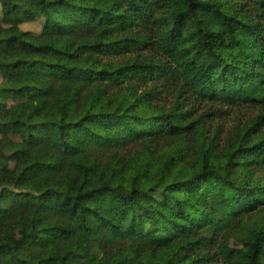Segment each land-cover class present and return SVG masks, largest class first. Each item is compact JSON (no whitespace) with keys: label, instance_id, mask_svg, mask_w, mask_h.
Masks as SVG:
<instances>
[{"label":"trees","instance_id":"1","mask_svg":"<svg viewBox=\"0 0 264 264\" xmlns=\"http://www.w3.org/2000/svg\"><path fill=\"white\" fill-rule=\"evenodd\" d=\"M15 166L0 264H264V0H0Z\"/></svg>","mask_w":264,"mask_h":264},{"label":"rangeland","instance_id":"2","mask_svg":"<svg viewBox=\"0 0 264 264\" xmlns=\"http://www.w3.org/2000/svg\"><path fill=\"white\" fill-rule=\"evenodd\" d=\"M30 158L29 157H24L20 160L19 164L22 163H27L29 162ZM3 163L5 165H7L8 162L3 161ZM17 167L15 166L14 169L12 171H5L3 173L0 174V188H2L4 185H9L13 182H16L17 180ZM17 215L15 216V218H13L12 223L14 225V227H20L22 224H24V222L26 221V216L24 214H22V212L19 211V213H16ZM32 218L37 220L38 222L40 221V216L36 213H32ZM7 223V218L6 217H1L0 218V232L3 231L5 225Z\"/></svg>","mask_w":264,"mask_h":264}]
</instances>
